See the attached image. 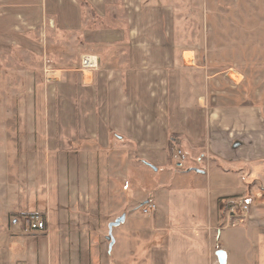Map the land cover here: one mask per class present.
Here are the masks:
<instances>
[{"label": "crops", "instance_id": "0c3cea01", "mask_svg": "<svg viewBox=\"0 0 264 264\" xmlns=\"http://www.w3.org/2000/svg\"><path fill=\"white\" fill-rule=\"evenodd\" d=\"M184 1L0 0L5 86L16 78L10 92L42 94L33 104L39 112L50 96L78 86L81 110L71 119H31V141L48 148L28 156L49 164L39 181L17 184L8 203L0 202V264H139L130 261L144 241L149 256L140 264H218L219 250L226 264H264V106L201 102L209 85L200 86L186 52L179 68L172 69L168 49L172 70L145 67L148 48L160 47L146 16L156 22L173 7L184 13ZM60 44L92 54L97 69L56 67L48 49ZM105 45L127 53L111 56L98 48ZM183 72L191 80H181ZM76 134L78 147L71 144ZM177 147L187 158L183 170L174 166ZM244 203L246 218L230 215ZM147 204L155 212L136 221V208ZM33 215L44 220V232L29 230ZM122 215L110 246L108 226Z\"/></svg>", "mask_w": 264, "mask_h": 264}, {"label": "rangeland", "instance_id": "374dc122", "mask_svg": "<svg viewBox=\"0 0 264 264\" xmlns=\"http://www.w3.org/2000/svg\"><path fill=\"white\" fill-rule=\"evenodd\" d=\"M184 5V13L177 9L175 11V7L171 8L170 12L163 8L161 14L154 17L156 22L152 16H146L144 23L151 25L154 30L151 34L154 44L156 47L160 46L148 48L147 60L144 62L146 69L158 67L169 71L179 68L178 55L181 57V54L186 52L183 61L189 69L199 70L200 86L206 85L205 82L209 85L203 94L205 100L201 102L210 103L211 98H216V103L231 101L264 106V0H185ZM135 33L139 35L138 30H135ZM54 47L57 52L52 48L48 50L55 58L56 67L71 66L81 69L83 56L94 57L89 52L80 53L78 45L60 44ZM140 47L145 48L146 45ZM98 48L105 49L103 53L111 56H118L121 52L127 53L122 46L120 49L116 46V51H113L115 46L105 45ZM167 49L174 64L172 69L165 60ZM187 73H181V80L187 78ZM10 79L14 80L10 87L5 86L6 79H0V202L4 203H8L11 198L8 193L14 192L17 184L24 186L26 183L30 186L33 181H39L45 176L42 170L49 164L47 157L28 156V152L48 148L47 142L42 146L41 142L31 141V119L44 115L61 120L81 115L78 86L70 93L59 91L54 97L50 96V102L45 103L44 109L39 112L33 109V104L36 107V100H41L42 94L10 92L9 90L15 89V81H18L16 78ZM49 79L50 77H40L39 81L46 85ZM188 79L191 80L190 77ZM22 80L26 85L28 79ZM186 80L184 85L189 92L192 83ZM31 95L34 96V103L30 102ZM46 95L43 94L45 98ZM66 100L71 101L74 106L63 103ZM71 144L78 147V134ZM57 164L63 162L57 161ZM135 211L134 219L140 221L142 210L136 208ZM237 216L240 214L237 213ZM102 244L104 260L109 261L110 253L106 255L105 252L108 247L106 238H103ZM149 248L145 241L136 245V252H133L136 258L131 259L130 263L136 259H140L139 264L143 263L149 256Z\"/></svg>", "mask_w": 264, "mask_h": 264}, {"label": "built area", "instance_id": "2783aa9c", "mask_svg": "<svg viewBox=\"0 0 264 264\" xmlns=\"http://www.w3.org/2000/svg\"><path fill=\"white\" fill-rule=\"evenodd\" d=\"M80 66L82 71H94L98 66V62L96 63L95 57L83 56L81 58ZM174 160L176 169L183 170L186 163V155L177 148L174 150ZM141 210L143 215H150L155 212V206L153 204H147L146 206L142 207ZM228 211L230 215L233 216H235V214L237 216V213H239L240 216L238 217L244 219L248 215L249 205L244 203L240 206H232ZM26 223L29 226V230L33 233H42L45 231L44 220L38 215L29 216L26 220Z\"/></svg>", "mask_w": 264, "mask_h": 264}, {"label": "water", "instance_id": "95a60500", "mask_svg": "<svg viewBox=\"0 0 264 264\" xmlns=\"http://www.w3.org/2000/svg\"><path fill=\"white\" fill-rule=\"evenodd\" d=\"M125 220V217L122 215L117 220H115L113 223L109 224L108 226V240H110V246L113 245V239L111 237V231L113 228L118 227L120 224H122ZM217 258L218 264H226V254L222 250H219L215 254Z\"/></svg>", "mask_w": 264, "mask_h": 264}, {"label": "bare ground", "instance_id": "6f19581e", "mask_svg": "<svg viewBox=\"0 0 264 264\" xmlns=\"http://www.w3.org/2000/svg\"><path fill=\"white\" fill-rule=\"evenodd\" d=\"M95 61H96V63H97V59H96V58H95ZM97 67H98V66H97ZM97 67H96V68H97Z\"/></svg>", "mask_w": 264, "mask_h": 264}, {"label": "trees", "instance_id": "16d2710c", "mask_svg": "<svg viewBox=\"0 0 264 264\" xmlns=\"http://www.w3.org/2000/svg\"><path fill=\"white\" fill-rule=\"evenodd\" d=\"M170 139L174 141V139H173V138H170Z\"/></svg>", "mask_w": 264, "mask_h": 264}]
</instances>
